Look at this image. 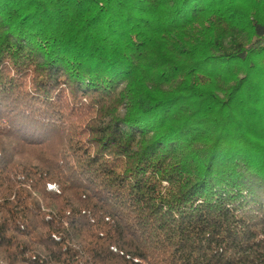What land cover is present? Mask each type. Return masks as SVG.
I'll return each mask as SVG.
<instances>
[{"label":"trees","instance_id":"obj_1","mask_svg":"<svg viewBox=\"0 0 264 264\" xmlns=\"http://www.w3.org/2000/svg\"><path fill=\"white\" fill-rule=\"evenodd\" d=\"M0 264H264V0H0Z\"/></svg>","mask_w":264,"mask_h":264}]
</instances>
